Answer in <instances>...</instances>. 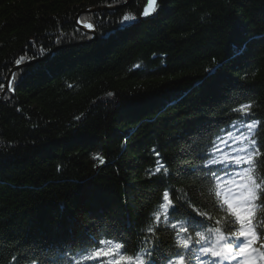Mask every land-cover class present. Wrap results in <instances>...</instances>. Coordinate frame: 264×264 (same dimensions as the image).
<instances>
[{
	"label": "trees",
	"instance_id": "16d2710c",
	"mask_svg": "<svg viewBox=\"0 0 264 264\" xmlns=\"http://www.w3.org/2000/svg\"><path fill=\"white\" fill-rule=\"evenodd\" d=\"M147 3L0 0V264H166L194 209L222 227L201 169L234 109L264 121V0Z\"/></svg>",
	"mask_w": 264,
	"mask_h": 264
},
{
	"label": "snow or ice",
	"instance_id": "6c2138e0",
	"mask_svg": "<svg viewBox=\"0 0 264 264\" xmlns=\"http://www.w3.org/2000/svg\"><path fill=\"white\" fill-rule=\"evenodd\" d=\"M144 15L147 16L149 13L145 11ZM135 19V16L124 15L121 25ZM16 63L20 64L21 60H17ZM13 87L11 82L8 83L9 91ZM3 88L4 85L0 84V89ZM233 111L240 112L243 127L247 132L234 137L229 133L233 144L239 141L236 147L227 141L223 142V148L219 144H214L216 151L201 169L206 177H211L215 181V196L220 201L218 207L220 211L226 213V218L216 221L218 225L222 224V227L208 228L207 237L202 231L205 226V215L198 209L193 210L195 214L189 213L182 225L174 224L173 227L179 229L176 234V245L179 250L168 254L166 264H191L193 257L201 256L219 258L221 264L224 261H229L230 264H264V216L258 213V210L264 212V131L261 130L264 128V121L251 118V101ZM220 153H225L230 158L218 159ZM156 171L159 172L160 168ZM163 199L169 201V213H174L176 209L169 200L168 191L164 192ZM156 219L159 223L160 217ZM191 232L199 237L195 243L189 234ZM182 233L187 235H181ZM212 236L215 237L214 242L210 246H205ZM195 245H199V248ZM115 247L122 252L128 250L126 242L116 243ZM159 251V245L145 249L142 253L145 259L141 264H158V259L163 264ZM103 255L108 256L112 253L104 252ZM132 259V256L120 255L116 264H124V261ZM136 259L140 260L141 257L137 256ZM93 264L100 262L94 260ZM208 264L216 262L209 259Z\"/></svg>",
	"mask_w": 264,
	"mask_h": 264
},
{
	"label": "water",
	"instance_id": "95a60500",
	"mask_svg": "<svg viewBox=\"0 0 264 264\" xmlns=\"http://www.w3.org/2000/svg\"><path fill=\"white\" fill-rule=\"evenodd\" d=\"M88 11H95V10H97V9H87ZM76 19H77V17H76ZM76 25H78V27L80 28V29H83V30H86L88 33H90V34H92V35H94V32L89 28V27H86V26H84V25H79L78 24V22H77V20H76ZM15 70V69H14ZM9 77H10V75L8 76V79H6V86H5V89L4 90H6L7 89V85H8V83H9ZM2 93H4V91H2Z\"/></svg>",
	"mask_w": 264,
	"mask_h": 264
},
{
	"label": "rangeland",
	"instance_id": "374dc122",
	"mask_svg": "<svg viewBox=\"0 0 264 264\" xmlns=\"http://www.w3.org/2000/svg\"><path fill=\"white\" fill-rule=\"evenodd\" d=\"M151 5H152V0H148L147 6H146V11H149L150 10L148 8H150Z\"/></svg>",
	"mask_w": 264,
	"mask_h": 264
}]
</instances>
